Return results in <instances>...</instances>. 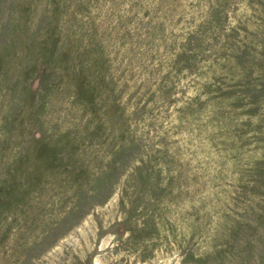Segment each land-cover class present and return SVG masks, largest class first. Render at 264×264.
Segmentation results:
<instances>
[{
  "label": "rangeland",
  "instance_id": "obj_1",
  "mask_svg": "<svg viewBox=\"0 0 264 264\" xmlns=\"http://www.w3.org/2000/svg\"><path fill=\"white\" fill-rule=\"evenodd\" d=\"M0 264H264V0H0Z\"/></svg>",
  "mask_w": 264,
  "mask_h": 264
}]
</instances>
